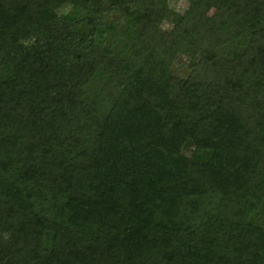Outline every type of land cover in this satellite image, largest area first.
Listing matches in <instances>:
<instances>
[{"label":"trees","instance_id":"obj_1","mask_svg":"<svg viewBox=\"0 0 264 264\" xmlns=\"http://www.w3.org/2000/svg\"><path fill=\"white\" fill-rule=\"evenodd\" d=\"M167 1L0 0V264H264V0Z\"/></svg>","mask_w":264,"mask_h":264},{"label":"rangeland","instance_id":"obj_2","mask_svg":"<svg viewBox=\"0 0 264 264\" xmlns=\"http://www.w3.org/2000/svg\"><path fill=\"white\" fill-rule=\"evenodd\" d=\"M187 0H168L166 3V13L168 14L167 18L164 20L162 28L166 29L168 28V23L172 20L173 16L176 14L181 13L186 8ZM62 12L69 13V17H78L82 14V11L79 9V7L76 8H62ZM112 19V16L109 17ZM186 65L187 63L185 60L178 58L176 62L171 66L170 68V74L174 75L176 77H184L186 74Z\"/></svg>","mask_w":264,"mask_h":264}]
</instances>
